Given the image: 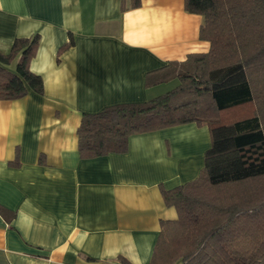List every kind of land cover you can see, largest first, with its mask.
Returning <instances> with one entry per match:
<instances>
[{
  "label": "crops",
  "instance_id": "0c3cea01",
  "mask_svg": "<svg viewBox=\"0 0 264 264\" xmlns=\"http://www.w3.org/2000/svg\"><path fill=\"white\" fill-rule=\"evenodd\" d=\"M201 22L184 0H0V51L37 34L29 67L43 81L42 94L0 99V264L150 262L160 222L177 218L162 189L199 175L208 126L134 133L126 151L94 157L80 156L77 128L83 113L176 86H146L147 74L207 52Z\"/></svg>",
  "mask_w": 264,
  "mask_h": 264
},
{
  "label": "trees",
  "instance_id": "16d2710c",
  "mask_svg": "<svg viewBox=\"0 0 264 264\" xmlns=\"http://www.w3.org/2000/svg\"><path fill=\"white\" fill-rule=\"evenodd\" d=\"M139 5L121 0L122 9ZM184 8L202 16L199 37L209 50L147 74L146 86L176 77L170 90L83 113L78 151L124 152L131 134L206 124L210 146L199 175L162 189L177 218L160 222L148 264H264V0H184ZM38 42L37 34L17 37L0 51V99L43 93L41 76L29 67ZM72 43L70 37L58 55Z\"/></svg>",
  "mask_w": 264,
  "mask_h": 264
},
{
  "label": "rangeland",
  "instance_id": "374dc122",
  "mask_svg": "<svg viewBox=\"0 0 264 264\" xmlns=\"http://www.w3.org/2000/svg\"><path fill=\"white\" fill-rule=\"evenodd\" d=\"M171 86H172V85H171V84H169L167 87H168V88H171Z\"/></svg>",
  "mask_w": 264,
  "mask_h": 264
}]
</instances>
